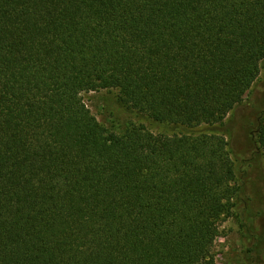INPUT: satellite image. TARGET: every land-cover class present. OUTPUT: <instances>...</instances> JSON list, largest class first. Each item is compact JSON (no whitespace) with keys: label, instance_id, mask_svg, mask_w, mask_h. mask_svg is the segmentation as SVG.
I'll return each instance as SVG.
<instances>
[{"label":"trees","instance_id":"1","mask_svg":"<svg viewBox=\"0 0 264 264\" xmlns=\"http://www.w3.org/2000/svg\"><path fill=\"white\" fill-rule=\"evenodd\" d=\"M263 60L264 0H0V264H215L243 187L226 136L190 130ZM104 91L164 130L105 124ZM254 136L264 156V116Z\"/></svg>","mask_w":264,"mask_h":264},{"label":"rangeland","instance_id":"2","mask_svg":"<svg viewBox=\"0 0 264 264\" xmlns=\"http://www.w3.org/2000/svg\"><path fill=\"white\" fill-rule=\"evenodd\" d=\"M85 100L105 124L117 122L118 126L129 119L145 124L154 132L164 130L156 123L144 117L126 112L117 103L115 94L104 92L85 95ZM264 116V60L259 78L245 95L242 103L226 118L224 124L203 126L191 129V133L200 131L217 132L226 136L229 151L235 163L237 181L241 184L244 199L237 207L239 214L226 220L222 225V236L214 248L215 264H240L248 257L256 264H264V156L255 142L254 132L259 120ZM181 128L169 126L168 132L181 131ZM238 212V211H236ZM256 251L247 253L254 246ZM248 256V257H247Z\"/></svg>","mask_w":264,"mask_h":264}]
</instances>
